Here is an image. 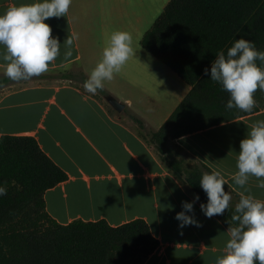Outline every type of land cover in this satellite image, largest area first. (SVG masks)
<instances>
[{
	"label": "crops",
	"instance_id": "obj_1",
	"mask_svg": "<svg viewBox=\"0 0 264 264\" xmlns=\"http://www.w3.org/2000/svg\"><path fill=\"white\" fill-rule=\"evenodd\" d=\"M34 2L0 0V15L13 4ZM45 23L61 44V55L49 69L54 73L80 71L65 68L71 61L64 59L67 49L63 46L68 38L67 26L72 27L69 11L65 17L50 18ZM74 46L80 49L79 43ZM135 53L123 72L126 96L119 99L125 104L122 111L108 101L111 94L104 96L98 91L92 95L74 80L45 79L44 83L18 88L14 84L3 86L0 138L4 134L36 137L42 149L68 173V180L45 194L46 209L59 223L106 219L119 226L144 218L160 246L143 264H215L229 239L228 226L218 216L207 218L199 200L194 204V214L203 227L179 228L175 217L183 211L182 202L191 203L196 194L172 174L150 141V134L161 128L191 86L146 49ZM4 54L5 48L0 45V71H4ZM152 80L164 89L163 93L155 94L147 87ZM151 105L154 110L144 111ZM133 115L142 117L144 129ZM257 120H264V109L175 141L184 149L186 161L199 158L211 169H222L229 186L240 193L243 189L231 176L238 171L240 141ZM259 182L250 177L246 187L254 197L264 200Z\"/></svg>",
	"mask_w": 264,
	"mask_h": 264
},
{
	"label": "trees",
	"instance_id": "obj_2",
	"mask_svg": "<svg viewBox=\"0 0 264 264\" xmlns=\"http://www.w3.org/2000/svg\"><path fill=\"white\" fill-rule=\"evenodd\" d=\"M241 37L264 51V0H170L141 40L144 49L177 73L191 90L158 131L150 134L168 169L207 203L200 187V161L188 167L176 139L264 109V92L257 91L251 113L226 109L230 99L221 85L203 75L216 54L227 51ZM258 66L260 62L257 61ZM83 71H58L31 80H74L82 84ZM28 80V81H31ZM26 82V81H20ZM0 77L3 86L13 84ZM99 91V90H98ZM144 129V120L133 115ZM68 173L31 135L4 134L0 138V264H143L160 246L148 221L136 218L119 226L106 219H77L61 224L46 209V192L68 180ZM231 207L218 217L229 226L240 196L229 184Z\"/></svg>",
	"mask_w": 264,
	"mask_h": 264
},
{
	"label": "clouds",
	"instance_id": "obj_3",
	"mask_svg": "<svg viewBox=\"0 0 264 264\" xmlns=\"http://www.w3.org/2000/svg\"><path fill=\"white\" fill-rule=\"evenodd\" d=\"M72 0H36L32 4L11 5L0 15V45L5 48L2 59L4 75L13 82L28 81L49 71L50 65L61 55L58 37H53L51 26L45 21L65 17ZM78 37L70 35L63 46L67 49L64 59L72 57V45ZM136 55L132 34L127 31L114 32L102 51V58L84 81L87 93L96 95L104 90V82L112 81L126 63ZM264 51L256 48L254 42L243 37L237 39L225 51H219L211 63L210 71L205 68L203 75L221 85L230 99L225 107L251 113L257 107L254 98L259 90L264 92ZM0 86H3L0 84ZM237 157L238 171L231 176L239 188V202L235 205L229 226L223 255L215 264H264V200L254 197L246 187L250 177L260 182L257 187L264 189V120L251 125L244 139L240 141ZM195 161H201L197 158ZM200 187L207 195V203L200 209L207 218L223 215L231 207L232 195L225 191L229 183L222 169L213 168L203 172ZM245 193H248L247 195ZM7 195L6 187L0 186V196ZM182 202L183 211L177 213L179 228L185 226L203 227L195 219L194 204ZM186 213H192L187 215ZM204 248L203 245H201Z\"/></svg>",
	"mask_w": 264,
	"mask_h": 264
},
{
	"label": "rangeland",
	"instance_id": "obj_4",
	"mask_svg": "<svg viewBox=\"0 0 264 264\" xmlns=\"http://www.w3.org/2000/svg\"><path fill=\"white\" fill-rule=\"evenodd\" d=\"M169 1L170 0H72V4L69 8V13L72 18V27L71 24L69 27L67 26V36L69 37L73 34L71 32L72 28L75 30L74 35L78 38L73 42L71 48L73 55L69 58L71 61L65 68L81 69L89 77L91 71L101 60L102 51L104 47L107 46L111 35L116 31H127L131 33L134 51H143L141 45L143 36L162 14ZM77 43L80 45L79 50L74 46ZM128 65L129 63H126L122 70L118 74H115V78L112 81L104 82V90L99 91L102 95L111 94L118 100L126 96L123 72ZM132 70L136 72L133 64ZM51 72L53 71L49 69L46 74ZM2 76H5L4 71H0V77ZM154 81L155 80L149 81L150 84H148L147 87L155 94L163 93L164 89ZM40 83H44V81L31 80L16 82L13 83V87L18 88ZM4 87L0 86V91ZM153 108L155 107L151 105L144 111H152L154 110ZM187 163L189 167L194 162L188 159ZM148 194L152 196L153 191L149 190Z\"/></svg>",
	"mask_w": 264,
	"mask_h": 264
},
{
	"label": "water",
	"instance_id": "obj_5",
	"mask_svg": "<svg viewBox=\"0 0 264 264\" xmlns=\"http://www.w3.org/2000/svg\"><path fill=\"white\" fill-rule=\"evenodd\" d=\"M108 101L117 111H122L125 108V104L113 96L108 97Z\"/></svg>",
	"mask_w": 264,
	"mask_h": 264
}]
</instances>
